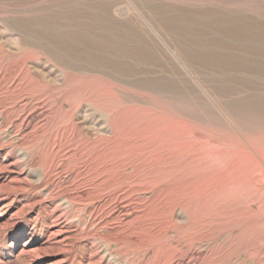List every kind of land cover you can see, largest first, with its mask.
Wrapping results in <instances>:
<instances>
[{"label": "rangeland", "instance_id": "rangeland-1", "mask_svg": "<svg viewBox=\"0 0 264 264\" xmlns=\"http://www.w3.org/2000/svg\"><path fill=\"white\" fill-rule=\"evenodd\" d=\"M0 264H264V0H0Z\"/></svg>", "mask_w": 264, "mask_h": 264}, {"label": "bare ground", "instance_id": "bare-ground-1", "mask_svg": "<svg viewBox=\"0 0 264 264\" xmlns=\"http://www.w3.org/2000/svg\"><path fill=\"white\" fill-rule=\"evenodd\" d=\"M43 27V26H42ZM41 27V28H42ZM68 29V28H67ZM85 29V28H84ZM82 30V29H81ZM38 32V31H37ZM47 32V31H46ZM49 33V32H48ZM79 33V32H78ZM41 35V34H40ZM43 36V35H42ZM75 36V35H74ZM64 37V36H63ZM70 38V37H69ZM58 41V40H57ZM61 42V41H60ZM56 45H58V44H56ZM64 45V44H63ZM82 46V45H81ZM86 55V54H85ZM70 57V56H69ZM87 156V155H86ZM145 200V199H144ZM106 220V219H105Z\"/></svg>", "mask_w": 264, "mask_h": 264}]
</instances>
